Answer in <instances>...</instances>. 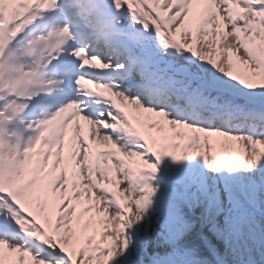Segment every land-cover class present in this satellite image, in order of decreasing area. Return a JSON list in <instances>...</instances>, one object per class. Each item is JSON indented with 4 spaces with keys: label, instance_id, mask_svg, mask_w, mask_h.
Masks as SVG:
<instances>
[{
    "label": "snow or ice",
    "instance_id": "1",
    "mask_svg": "<svg viewBox=\"0 0 264 264\" xmlns=\"http://www.w3.org/2000/svg\"><path fill=\"white\" fill-rule=\"evenodd\" d=\"M0 264H264V0H0Z\"/></svg>",
    "mask_w": 264,
    "mask_h": 264
}]
</instances>
